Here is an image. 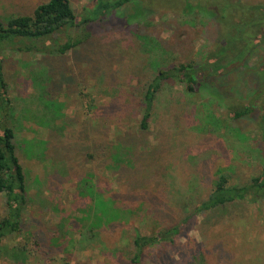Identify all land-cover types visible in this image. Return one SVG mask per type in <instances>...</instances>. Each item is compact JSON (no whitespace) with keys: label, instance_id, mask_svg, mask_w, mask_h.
<instances>
[{"label":"rangeland","instance_id":"obj_1","mask_svg":"<svg viewBox=\"0 0 264 264\" xmlns=\"http://www.w3.org/2000/svg\"><path fill=\"white\" fill-rule=\"evenodd\" d=\"M46 1L0 0V20L32 14ZM69 1L79 18L86 16L94 4L91 0ZM189 2L137 0L120 10L114 21L108 18L106 25L92 24L89 40L63 57L52 55L46 59L41 53L0 50V61L17 111V156L28 185L23 231L3 242L0 264H22L14 258L17 249H26L28 264H45L36 258L41 255L33 239L38 233L47 239L53 252L62 250L58 246L65 243L66 251L61 257L67 260L54 253L58 259L54 264H133V240L138 233L157 234L177 225L181 226V231L174 243L146 249L141 264H193L197 259L206 264H264V198L259 202H236L206 214H194L208 196L219 167L231 170L232 183L237 185H245L261 173L263 109L237 123L247 137L243 140L228 134L224 128L232 123L228 111L210 93L201 91L193 97L185 94L183 84L165 86L155 103L151 129L142 138L149 142L146 151L153 150L149 155L156 153L161 159V173L167 174L159 189L148 197L158 204V211L151 215L133 214L128 221L117 224L116 231L108 229L101 237L84 238L85 230L72 223L74 216L79 217L76 209L82 207L75 194L78 180L85 172H94L98 163H84L85 156H79L78 149L73 148L70 154L64 153L71 157L74 178L57 188L61 182L52 177L53 164L60 161L56 151L84 137L83 141L88 143L106 138L93 131L105 132L108 126L104 120L108 115L112 122L107 138L114 134L117 122L134 127L132 120L139 116V99L135 96L140 98L144 85L156 74L149 66L153 59L160 61L165 69L182 63L206 62L228 32L226 21L217 23L213 13L220 16L228 3L241 7L264 6V0H200L198 8L202 10L191 11L186 4ZM182 4H186L188 10ZM136 6H141L145 13L140 15ZM68 36L83 37L85 33L78 27L68 34L63 33L61 41L67 42ZM44 67H49L51 73L41 76ZM247 67L245 72L233 73L227 80L233 85V94L243 99V103L264 87L262 40ZM42 92L51 97L48 99L63 105L62 117L52 124L54 132L43 126V122L48 123L49 114L40 101ZM210 99L215 101L207 109L204 102ZM104 105L109 110L113 108L112 112L102 113L100 108ZM259 105L262 103L258 108ZM123 106L128 111L124 115L117 114ZM214 121L220 125H215ZM72 131L80 137L71 138ZM77 156L82 157L81 164L77 159L73 161ZM66 166L68 163L64 166L67 169ZM98 174L102 179L99 187L106 188L105 198L117 195L121 199L127 195V186L117 185L115 172L101 170ZM133 200L120 202L127 206L140 203ZM3 215L4 197L0 196V218ZM66 231H70V238L62 240L60 237ZM58 237L60 240L55 239Z\"/></svg>","mask_w":264,"mask_h":264},{"label":"trees","instance_id":"obj_2","mask_svg":"<svg viewBox=\"0 0 264 264\" xmlns=\"http://www.w3.org/2000/svg\"><path fill=\"white\" fill-rule=\"evenodd\" d=\"M91 1L94 2L92 10H89L88 14L81 18L76 16L69 0H48L39 4L32 14L12 15L0 20V50L9 49L12 52L23 54L41 53L46 59H49L52 55L63 57L67 53L79 49L89 40L92 24L100 26L104 23L106 25V19L109 18L114 21L120 10L137 3V0ZM199 1L190 0L189 3H186L188 6L186 4H182V6L185 5V10H188L186 6L191 11H194V9L202 10L198 8ZM208 3L210 4L211 1ZM136 8L141 11L140 15L145 13L144 10H141V6H136ZM222 10L220 16L217 17L215 13L212 16L216 17V22L226 21L228 32L219 42L217 51L208 55L206 62L182 63L169 69L162 67V63L157 59L150 62L149 66L156 71V74L144 85L145 90H142L140 98L135 96L139 99V112H137L139 116L138 119L134 118L132 120L134 130L128 123V125H123L117 122L114 127V134L112 133L114 138H112L113 135L107 138L111 127L110 122H112L110 121L111 117L108 115V118L104 120L105 126H108L105 127V132L93 131L99 136L103 134V137L106 138L93 139L95 141L88 143V141H83L85 138L83 136V140H78L75 143L76 145L72 144L65 149L56 151L60 161L53 164L54 175L52 177L61 182V184L56 185L57 188H59V185L67 184L74 178L73 168L70 167L71 157L67 155L74 151L73 148L78 149L79 156H85L86 159L83 158L84 163L85 161L88 164L98 163L94 172L88 171L81 175L75 193L76 199H80L79 205H82V207L76 209L79 217L74 216V222L72 223H74V226L77 225V228L82 227V230H85L82 233L84 238L87 236L88 239H92L98 237V235L101 237L108 229L116 231L115 226L123 221H128L133 214L146 212V215H151L158 211V204L148 197L159 189L163 184V180L167 178V174L161 173L163 167L161 159L156 157V153L155 155H149L153 150L149 153L146 151L149 142L147 140L142 141V138H145V135L151 129L155 103L165 86L183 84L185 94L193 97L201 91L210 93L222 107L225 106L228 111V118L234 123L225 125L224 128L228 131V134H233L243 140L247 137L237 123L251 116L256 110L263 109L262 111H264V87H262L261 92L249 97L247 103H243V99L241 100L233 94V85L227 81L231 74L239 71L245 72L248 68L247 62L260 41L262 40V43H264V6L249 5L241 7L238 4L228 3ZM78 27L82 28L85 36H68L67 42L63 43L61 41L63 33L68 34ZM49 73H51V69L44 67L40 75L45 76ZM66 85L69 86V83H66ZM40 87L44 90L43 85H40ZM48 97L49 95L43 92L40 95L42 106L49 114L48 123L43 122V126L53 130L52 124L62 117L60 111L63 105L48 99ZM253 97L254 99H252ZM215 100L210 99L204 102V107L208 109L214 104ZM260 103L262 105H259L258 108ZM90 107H94L92 100L90 101ZM103 107L100 108L102 113H111L113 110V108L110 110L108 107L106 108V105ZM127 111L128 108L123 106L117 114L124 115ZM16 112L14 101L10 95L9 83L0 61V196L4 197V215L0 218V251L3 250L2 244L7 238L23 231V212L28 203L26 176L17 156ZM214 124L220 125V122L214 121ZM262 124L264 128V123ZM77 135L80 137V134L75 131L70 133L71 138ZM64 152H67V154ZM81 159L82 157L78 159L77 156L73 161L76 160L81 164ZM65 163H68L67 169L64 167ZM134 164L135 167L132 168ZM261 166V173L245 185L233 184L232 171L219 167L212 179L208 196L200 203L194 214H206L236 202H259L264 198V152ZM58 170H61V172L59 173ZM101 170L116 173L117 185L127 186L125 197L121 196L120 199V196L112 195L105 198L106 188L99 187L102 179L98 177V172H101ZM132 199L139 200L140 203L138 204V201L131 204L127 203V206L120 202L124 200L131 201ZM136 203L137 205H135ZM160 211H162V208ZM180 231L181 226L177 225L164 229L157 234L142 235L138 233L133 240L134 251L131 263L141 264L146 249L164 243H174V238L180 234ZM69 232L66 231L60 238L69 240ZM60 238L55 239L60 240ZM33 239H35L41 253L36 257L38 262L43 261L45 264H54L58 261L56 256L67 260L66 257H61L66 251L64 242L61 246H58L62 250L53 252L52 248L47 245V239L41 237V233L33 236ZM79 242L81 243L80 240ZM51 246H53L52 243ZM25 250H14V258L18 261L21 260L22 264H28V256ZM54 253L57 255L54 256ZM196 261L193 264H206L200 259Z\"/></svg>","mask_w":264,"mask_h":264}]
</instances>
